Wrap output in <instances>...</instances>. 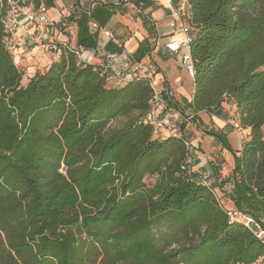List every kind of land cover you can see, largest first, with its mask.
I'll return each mask as SVG.
<instances>
[{"label": "trees", "instance_id": "trees-1", "mask_svg": "<svg viewBox=\"0 0 264 264\" xmlns=\"http://www.w3.org/2000/svg\"><path fill=\"white\" fill-rule=\"evenodd\" d=\"M186 3L194 92L184 126L236 103L240 125L250 128L240 152L224 129L205 133L234 155L233 208L264 227V0ZM3 16L0 8V264H264V243L230 220L201 172L184 166L190 138L155 136L145 122L148 80L115 87L68 51L23 83L3 41ZM71 18L78 44L96 49L89 10ZM143 23L148 36L130 54L137 60L157 33L154 21ZM134 110L139 119L109 131L111 120ZM148 174L157 176L153 185Z\"/></svg>", "mask_w": 264, "mask_h": 264}, {"label": "built area", "instance_id": "built-area-1", "mask_svg": "<svg viewBox=\"0 0 264 264\" xmlns=\"http://www.w3.org/2000/svg\"><path fill=\"white\" fill-rule=\"evenodd\" d=\"M97 0H92V2ZM107 5H121L135 0H100ZM45 0H0V8L4 9V44L15 57L25 55L27 50L35 48L46 52L52 60L61 58L63 52H73L79 63H91L94 69L107 77L115 87L124 86L134 79H146L152 87L150 108L144 119L152 128L155 136L171 135L187 137L185 121L192 117L189 108L178 107L175 103L173 88L164 77H159L157 64L149 58L133 59L123 49L109 51L102 58H96L95 49H85L77 42V22L71 18L74 11L61 7L58 17L51 15ZM78 9L86 8L82 2ZM187 3L180 0L170 7L168 22L169 32L156 33L153 38L154 48H165L177 55L179 64L186 73L194 77V61L190 52L193 29L187 22ZM104 33L114 37L111 30ZM25 46L24 50L21 47ZM151 53V52H150ZM149 53V54H150ZM15 60V59H14ZM20 64V62H16ZM21 65V64H20ZM187 154L184 166L189 171L195 149L191 140L186 139ZM197 179L214 190L212 178L207 173H199ZM219 198V197H218ZM231 221H240L248 227L264 243V227L255 217L236 208H228ZM259 261L262 263L263 258Z\"/></svg>", "mask_w": 264, "mask_h": 264}, {"label": "crops", "instance_id": "crops-1", "mask_svg": "<svg viewBox=\"0 0 264 264\" xmlns=\"http://www.w3.org/2000/svg\"><path fill=\"white\" fill-rule=\"evenodd\" d=\"M151 1L152 4L147 7L132 2L115 6L95 3L91 0L82 1L91 15L90 27L98 34V46L95 49L96 58H102L109 51L121 49L129 54L133 53L138 47L139 41L148 36V30L143 23L144 17L155 22L158 33L169 32L170 7L174 3L172 0ZM154 1H157V5L165 8L162 17L157 15L161 9L153 8L155 6ZM105 29L111 30L114 37L107 36L104 33ZM25 48L22 46L21 50ZM146 58L152 59L157 64L159 70L157 78L164 77L172 86L175 102L178 106L186 108L194 92V77L189 76L181 67L177 55L168 52L165 48H155ZM14 59L15 62H20L22 66H26L30 74H34L37 69L54 61L39 48H35L33 51L27 50L25 55L21 57L16 55ZM199 120L200 123L189 121L186 126L187 131H190V140L195 149L194 159L190 167L193 171L209 174L217 196L224 195L228 200V208H233L235 207L234 203L228 196L233 183L227 179L235 165L234 155L224 148L217 138L206 134L205 129H224L233 149L240 152L244 141L249 138L250 128L240 125L236 103L232 100H226L223 103L220 113L200 112Z\"/></svg>", "mask_w": 264, "mask_h": 264}, {"label": "rangeland", "instance_id": "rangeland-1", "mask_svg": "<svg viewBox=\"0 0 264 264\" xmlns=\"http://www.w3.org/2000/svg\"><path fill=\"white\" fill-rule=\"evenodd\" d=\"M45 1L49 4L48 8H49V12L51 13V15H53V16L56 15L57 17L59 15V11H60L61 7H63V6L68 11H75L78 9L76 7V5H78V0H53V3H49L48 0H45ZM94 2L103 4V2H101L100 0H97ZM153 4H155V6H153L154 9H156V10L161 9L160 12L157 13V15H160L162 17L163 11H165V8L162 7L161 5H157V1H154ZM103 5H107V4H103ZM93 20H96V19L93 18ZM76 26H77V24H76ZM85 49H89V48H85ZM21 66L22 65L19 64V67H21ZM22 67H23V70L25 71V74L23 77V83H26L27 82L26 76L29 73V71H28L26 66H22ZM140 117H141V114L139 111H137V110L131 111L130 113H128L126 115H121V116H118V117L114 118L113 120H111L108 124V129H109V131L120 129V128L127 126L128 124L136 121ZM190 127H191V125H190ZM188 133H189L188 137L190 138V131ZM156 179H157V176L151 175V174H148L145 177V181H146L147 185H153L155 183ZM218 197L224 206H227V207L229 206L227 204L228 200L224 197V195L223 196L219 195ZM256 264H261V262L258 261Z\"/></svg>", "mask_w": 264, "mask_h": 264}, {"label": "flooded vegetation", "instance_id": "flooded-vegetation-1", "mask_svg": "<svg viewBox=\"0 0 264 264\" xmlns=\"http://www.w3.org/2000/svg\"><path fill=\"white\" fill-rule=\"evenodd\" d=\"M79 1L82 2L83 0H78V2H79ZM91 1H92V0H91ZM82 3H83V2H82Z\"/></svg>", "mask_w": 264, "mask_h": 264}]
</instances>
